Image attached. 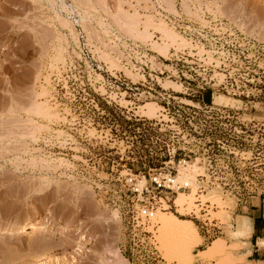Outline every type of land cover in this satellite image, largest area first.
Returning <instances> with one entry per match:
<instances>
[{
    "label": "rangeland",
    "instance_id": "374dc122",
    "mask_svg": "<svg viewBox=\"0 0 264 264\" xmlns=\"http://www.w3.org/2000/svg\"><path fill=\"white\" fill-rule=\"evenodd\" d=\"M164 94L246 126V165L199 197L223 225L212 242L186 216L193 195L149 222L118 207L144 181L114 128L156 118ZM263 196L264 0H0V264H253L250 226L230 225Z\"/></svg>",
    "mask_w": 264,
    "mask_h": 264
},
{
    "label": "built area",
    "instance_id": "2783aa9c",
    "mask_svg": "<svg viewBox=\"0 0 264 264\" xmlns=\"http://www.w3.org/2000/svg\"><path fill=\"white\" fill-rule=\"evenodd\" d=\"M161 98L163 104L156 118L121 115V125L114 128L118 160L130 173L129 177L144 181L142 187L135 183L130 191L119 190L118 198L128 200V204L118 207L130 215L127 224L134 222V218L149 222L157 212H176L174 201L178 193L191 194L197 208L186 216L194 221L204 239L211 242L223 235V225L210 219V204H201L199 197L209 187L220 188V181H228L246 165L241 144L234 142L238 139L243 142L246 126L239 123L237 131L232 110L215 105L213 100L206 104L201 98L197 103L186 104L166 94ZM191 166L199 172L196 171L192 182L178 176L180 169ZM120 173L116 177L119 183L132 182L133 179L121 178ZM261 201L264 204V196ZM248 202V199L240 201L239 209L248 207Z\"/></svg>",
    "mask_w": 264,
    "mask_h": 264
},
{
    "label": "crops",
    "instance_id": "0c3cea01",
    "mask_svg": "<svg viewBox=\"0 0 264 264\" xmlns=\"http://www.w3.org/2000/svg\"><path fill=\"white\" fill-rule=\"evenodd\" d=\"M232 228L250 226L251 232L244 244H249L245 258L253 264H264V205L259 200H251L248 207L233 214Z\"/></svg>",
    "mask_w": 264,
    "mask_h": 264
},
{
    "label": "bare ground",
    "instance_id": "6f19581e",
    "mask_svg": "<svg viewBox=\"0 0 264 264\" xmlns=\"http://www.w3.org/2000/svg\"><path fill=\"white\" fill-rule=\"evenodd\" d=\"M188 103H191V102H188ZM151 110V109H150ZM152 112V111H151ZM153 113V112H152ZM192 167V166H191ZM194 169L193 170H195V167H193ZM191 169V168H190ZM196 171H194V173H195ZM178 176L179 177H184V178H186L187 180H189V181H191L192 182V179H191V174L189 173V170H187V168H185V169H180L179 170V174H178ZM142 182H140L139 184H141ZM179 194H183V193H178V195ZM185 195H187L188 196V194H185ZM191 195V194H190ZM176 200H177V197L175 198V201H174V206H175V208H176V212L177 213H179L178 212V208H177V206H176ZM158 213H168V212H157V214H156V217H157V215H158ZM180 215H181V213H179ZM166 216V215H165ZM155 217V218H156ZM154 218V219H155ZM153 219V220H154ZM162 224H163V226L164 227H176V226H178V225H176V220L174 221L173 219H171V218H166V217H163L162 219ZM181 223V222H180ZM183 224L185 223H187V222H185V221H183L182 222ZM27 229H30L31 231H37V224H35V223H26V224H24V225H21L17 230H13V231H24V230H27ZM13 231H9L8 233H12ZM42 233V232H41ZM11 235V234H10ZM212 242V241H211Z\"/></svg>",
    "mask_w": 264,
    "mask_h": 264
}]
</instances>
